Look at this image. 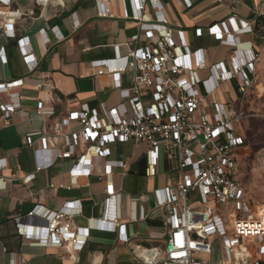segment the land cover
Here are the masks:
<instances>
[{"label":"built area","instance_id":"1","mask_svg":"<svg viewBox=\"0 0 264 264\" xmlns=\"http://www.w3.org/2000/svg\"><path fill=\"white\" fill-rule=\"evenodd\" d=\"M95 1L99 5V0ZM35 2L43 4L44 0ZM0 3L8 4L9 0ZM126 18L136 24L137 32L121 45L124 52L116 46L114 57L92 63L93 67L104 68L111 77L120 102L110 108L104 102L94 108L83 105L52 127L27 134L25 144L33 150L35 171L53 167L58 160L71 159L75 145L80 142L85 150L69 171L70 184L75 185L78 177L93 175L94 158L105 159L96 179L104 185L107 199L112 203L119 197L112 186L113 172L119 169L123 176L127 167L123 161L106 160L109 147L143 144L144 176L155 177L158 163L164 158L174 172V184L153 191L154 211L160 213L164 229L163 247L159 254L152 249L140 250L141 264H210L196 257L212 256L216 248L220 251H217L220 264H264V205L254 202L237 179L238 152L243 145L239 124L243 113L233 112L215 98L223 83L235 80L239 95L247 93L253 85V64L259 60V53L249 50L240 57L234 36L251 32L250 24L229 18L220 23L222 29L219 25L208 27L207 33L214 41L233 50L228 66L222 62L209 66L202 50H191L183 32L169 26L158 0H137L135 10ZM173 32L177 41L172 37ZM194 33L200 37L202 30L196 29ZM19 48L22 54L26 53L22 44ZM0 57L5 64L2 51ZM204 71L207 76L201 77ZM21 83V79L0 83V91L9 97L7 104H0L5 127L19 110L18 100L12 98L17 93L9 90L20 87ZM35 115L43 119L53 115V111H45L37 103ZM72 123L78 128H70ZM49 131L50 136L62 142L63 148L47 146L44 137ZM35 138L40 139V149L34 148ZM42 153L48 154V161L40 160ZM33 177L29 175L25 181ZM139 199L132 198L130 205L135 208ZM74 203L67 202L57 211L36 206L12 221L17 233L33 246L79 250L89 228L80 236L74 228L73 219L81 211L78 201L75 211L67 209ZM138 218L146 219L147 214L143 211L139 217L133 214L130 222L135 223ZM100 223L106 224L105 230L117 233L122 242H128L117 215L103 218ZM29 227L36 229L38 235L30 233ZM211 238L217 241V247L209 241Z\"/></svg>","mask_w":264,"mask_h":264},{"label":"crops","instance_id":"2","mask_svg":"<svg viewBox=\"0 0 264 264\" xmlns=\"http://www.w3.org/2000/svg\"><path fill=\"white\" fill-rule=\"evenodd\" d=\"M158 1L169 26L183 32L191 50L201 49L209 66L220 62L228 66L233 50L214 41L207 33L208 27L219 25L222 29L220 23L229 18L237 23L248 22L251 32L234 35L236 49L240 57L249 50L259 53V60L253 64V85L249 90L259 89L263 83L256 81H264V0ZM136 2L99 0L98 5L95 0H44L43 4L35 0H9L8 4L0 3V53L6 59L3 64L0 57V83L22 80L20 87L9 90L17 93L12 98L18 100L19 110L11 116L8 127L3 125L0 114V264L11 261L13 264H141L140 250L152 249L157 254L162 251L164 229L160 213L154 211L153 191L174 184V172L164 158L158 163L157 175L147 178L144 176L145 145L110 146L106 160L123 161L127 167L123 176L119 169L113 172L112 186L119 197L110 203L104 185L96 179L105 159L94 158L93 175L78 177L75 185L70 184L69 171L85 150L82 143L75 145L71 159L58 160L53 167L40 172L35 171L33 150L25 144L27 134L52 127L83 105L94 108L104 102L110 108L120 102L111 77L104 68L93 67L92 63L114 57L116 46L124 52L121 45L137 32L136 24L126 18L135 10ZM146 10L151 16L149 6ZM196 29L202 30L200 37L195 36ZM172 37L177 41L176 32ZM21 44L25 54L19 48ZM140 44H143L142 36ZM206 76V71L201 73V77ZM233 81L235 101L218 99L220 87L215 94L226 105L236 102L238 92ZM8 102V93L0 91V104ZM37 103L45 111H53V115L37 117ZM70 128L77 129L78 125L72 123ZM50 135L49 131L44 137L47 146L63 148L62 142ZM34 148H41L39 138H35ZM125 148H132L137 154L123 157ZM40 160L48 161V154L42 153ZM29 175L34 177L25 181ZM125 179H128V191L124 188ZM134 197L140 198L135 208L130 205ZM77 201L81 211L73 219V226L79 236L89 228V235L79 250L33 246L17 233L12 221L13 217L25 215L36 206L57 211L67 202H75L67 206L73 212L78 207ZM141 211L147 218L131 223L130 217L133 214L139 217ZM113 214L124 225L127 243L117 233L105 230L106 224L100 225L101 219ZM28 231L33 235L39 233L31 227Z\"/></svg>","mask_w":264,"mask_h":264},{"label":"rangeland","instance_id":"3","mask_svg":"<svg viewBox=\"0 0 264 264\" xmlns=\"http://www.w3.org/2000/svg\"><path fill=\"white\" fill-rule=\"evenodd\" d=\"M256 82L257 84L263 83L258 90L252 88L245 94L239 95L238 93L235 104L227 102V105L229 108L241 110L243 113V119L239 124V132L243 136V145L238 152L237 179L254 202L264 205V81L257 80ZM234 85V81L229 84H221L217 93L218 99L221 97L225 101H235ZM123 152V157L137 154L132 148H125ZM124 188L125 191H128V179L124 180ZM209 241L217 247V241H214L213 238ZM196 259L209 261L210 264H220L221 257L215 250L212 256L198 254Z\"/></svg>","mask_w":264,"mask_h":264}]
</instances>
